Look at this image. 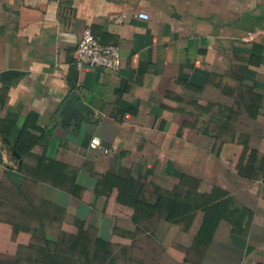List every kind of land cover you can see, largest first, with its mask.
<instances>
[{"label":"crops","instance_id":"obj_1","mask_svg":"<svg viewBox=\"0 0 264 264\" xmlns=\"http://www.w3.org/2000/svg\"><path fill=\"white\" fill-rule=\"evenodd\" d=\"M0 264H264V0H0Z\"/></svg>","mask_w":264,"mask_h":264},{"label":"built area","instance_id":"obj_2","mask_svg":"<svg viewBox=\"0 0 264 264\" xmlns=\"http://www.w3.org/2000/svg\"><path fill=\"white\" fill-rule=\"evenodd\" d=\"M135 15L141 19L149 18V15L144 11H139ZM119 59V48L116 45L102 43L88 28L82 31L74 50V63L78 68L102 67L112 69L118 65ZM89 147L93 150L107 151L101 147L100 139L97 136L90 139Z\"/></svg>","mask_w":264,"mask_h":264},{"label":"trees","instance_id":"obj_3","mask_svg":"<svg viewBox=\"0 0 264 264\" xmlns=\"http://www.w3.org/2000/svg\"><path fill=\"white\" fill-rule=\"evenodd\" d=\"M237 163L238 172L243 173L242 165ZM185 179H190L196 182L189 176L183 175L181 181ZM98 184L106 185L109 184L110 187L117 188V200L118 202L125 205H135L136 201L142 196L143 193V183L137 179H133L128 174L122 173H107L99 178ZM100 193L99 189H96V194ZM76 239V238H75Z\"/></svg>","mask_w":264,"mask_h":264}]
</instances>
